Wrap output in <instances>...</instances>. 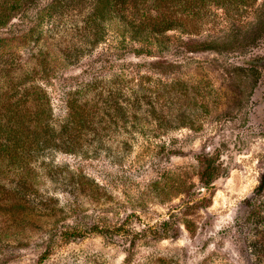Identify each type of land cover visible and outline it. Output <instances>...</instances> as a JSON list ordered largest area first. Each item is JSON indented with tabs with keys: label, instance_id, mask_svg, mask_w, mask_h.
Here are the masks:
<instances>
[{
	"label": "rangeland",
	"instance_id": "374dc122",
	"mask_svg": "<svg viewBox=\"0 0 264 264\" xmlns=\"http://www.w3.org/2000/svg\"><path fill=\"white\" fill-rule=\"evenodd\" d=\"M95 4L0 0V264H264V0L147 57Z\"/></svg>",
	"mask_w": 264,
	"mask_h": 264
},
{
	"label": "trees",
	"instance_id": "16d2710c",
	"mask_svg": "<svg viewBox=\"0 0 264 264\" xmlns=\"http://www.w3.org/2000/svg\"><path fill=\"white\" fill-rule=\"evenodd\" d=\"M60 2L61 0H55L56 4ZM71 4L74 3L71 1ZM150 7L155 14H151ZM113 19L118 20L116 25L125 39L128 38L127 40L131 43H140L145 46V49L137 51L144 52L147 57L151 53L150 45L160 43L159 39L163 38L166 32L178 30L181 33H189L198 21V0H96L94 10L89 17L90 22L86 24L85 32L82 33L85 49H92L105 37L108 30L105 26L106 22ZM91 36L94 40H90ZM103 61L105 60L100 62ZM94 63H90L87 67L91 70ZM110 94L108 99L113 101L115 97L117 100L118 95ZM73 101L78 102V100ZM139 101L142 102L140 98ZM80 106L84 108L83 105ZM118 110L120 109L116 112ZM4 127L0 126V131H6L11 139L10 144L6 145L7 151L21 145V140H16V137L25 135L22 131L23 127L15 120L12 121L11 117H8Z\"/></svg>",
	"mask_w": 264,
	"mask_h": 264
},
{
	"label": "flooded vegetation",
	"instance_id": "af4514ba",
	"mask_svg": "<svg viewBox=\"0 0 264 264\" xmlns=\"http://www.w3.org/2000/svg\"><path fill=\"white\" fill-rule=\"evenodd\" d=\"M264 62V61H263Z\"/></svg>",
	"mask_w": 264,
	"mask_h": 264
}]
</instances>
